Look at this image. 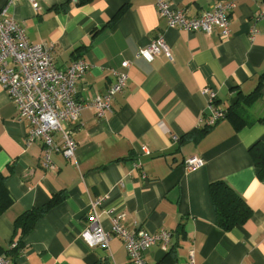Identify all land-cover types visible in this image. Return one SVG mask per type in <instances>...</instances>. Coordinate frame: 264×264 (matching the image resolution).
I'll return each mask as SVG.
<instances>
[{
    "label": "crops",
    "instance_id": "0c3cea01",
    "mask_svg": "<svg viewBox=\"0 0 264 264\" xmlns=\"http://www.w3.org/2000/svg\"><path fill=\"white\" fill-rule=\"evenodd\" d=\"M169 1L190 17L234 2L228 34L171 27L154 0H37L36 9L15 0L8 6L30 42L50 47L57 68L79 58L88 62L75 81L79 101L104 93L115 80L110 69L130 62L112 109L102 117L82 109L73 131L74 157L53 152L50 168L41 165L39 142L25 145L29 122L17 115L0 85V173L8 172L13 199L0 215V250L18 243L13 221L20 213L58 192L66 195L23 237L12 264H130L118 236L111 235L108 248L92 249L80 238L98 198L94 210L104 229L122 212L127 228L171 232L166 251L159 244L144 251L148 264H157L171 249L175 261L167 264H187L191 250L194 264H264V174L258 175L249 153L255 142L264 144V78L254 103H237L264 73V3ZM6 4L0 0V8ZM158 34L172 60L163 53L150 62L134 57ZM205 86L215 91V105L225 114L237 103L244 123L236 127L225 115L200 133L208 113ZM192 155L203 165L189 171L184 161ZM215 180L229 184L251 209L250 217L230 230L217 225L209 194Z\"/></svg>",
    "mask_w": 264,
    "mask_h": 264
},
{
    "label": "built area",
    "instance_id": "2783aa9c",
    "mask_svg": "<svg viewBox=\"0 0 264 264\" xmlns=\"http://www.w3.org/2000/svg\"><path fill=\"white\" fill-rule=\"evenodd\" d=\"M15 0H6L0 8V85L7 92L16 108L17 115L29 122L25 135V145L39 142L42 145L44 168L52 165L51 154L59 152L65 159L74 157L76 142L73 138L75 127L80 124V114L84 108H92L98 117L112 109L115 95L125 88L128 78V60L121 62V69H110L114 82L102 94L79 101L75 96V81L85 73L89 64L83 58L73 60L64 69L57 68L53 62L50 47L42 43L29 41L25 28L11 15L8 6ZM37 8V0H27ZM159 16L165 18L171 27L187 31L201 30L207 34L217 30L222 36L229 32V11L234 2L216 4L210 10L190 17L181 9L172 6L169 0H154ZM256 32L251 29L252 36ZM163 53L173 59L170 47L162 34L154 37L149 44L139 48L134 57L150 62ZM208 96L207 115L200 120L201 126L209 128L225 116V111L215 105V91L203 87ZM59 134L56 138L55 134ZM142 151L148 152L144 146ZM203 165V159L192 155L185 159L184 166L193 170ZM101 203V198L91 204L89 224L80 233V238L89 248H108L111 235L118 236L124 244L130 264H148L144 251L154 244L166 251L170 245L171 232L165 228L158 232H149L142 228H127L123 225L124 213L111 217L109 229H104L94 208ZM17 246L10 242L9 248ZM0 264H12L11 258L0 254ZM187 264H194L191 250Z\"/></svg>",
    "mask_w": 264,
    "mask_h": 264
},
{
    "label": "trees",
    "instance_id": "16d2710c",
    "mask_svg": "<svg viewBox=\"0 0 264 264\" xmlns=\"http://www.w3.org/2000/svg\"><path fill=\"white\" fill-rule=\"evenodd\" d=\"M264 3V0H262ZM264 73L259 76L258 85L248 94L241 95L237 103L240 105H250L256 101L260 96V86L262 85V79ZM236 103V104H237ZM235 104V105H236ZM235 105H231L227 109L226 117L236 126L239 127L244 123L242 113L236 108ZM208 128H201L200 133L207 131ZM249 153L252 157L254 165L258 168V175L264 174V144L260 141L255 142L250 148ZM12 167H9L11 171ZM8 172L0 173V215L9 207L13 202L12 196L6 187V179ZM209 194L213 203L214 211L216 214L217 225L223 230H230L235 225L244 223L251 215V209L245 203L243 198L236 193L229 184L224 180H215L209 183ZM65 194L58 192L53 194L50 199L39 207H33L24 210L13 221L14 229L20 231V239L17 246L14 248L1 251L0 254H8L9 258L15 260L17 253L22 246L23 237L29 233L36 222L47 212L53 205L61 202L65 198ZM174 253V249L167 252L163 258L157 264H167L175 261V257L171 255Z\"/></svg>",
    "mask_w": 264,
    "mask_h": 264
}]
</instances>
